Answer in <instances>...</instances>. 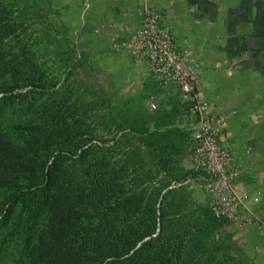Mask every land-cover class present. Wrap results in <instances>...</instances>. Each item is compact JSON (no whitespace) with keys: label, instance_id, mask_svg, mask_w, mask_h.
Returning <instances> with one entry per match:
<instances>
[{"label":"rangeland","instance_id":"rangeland-1","mask_svg":"<svg viewBox=\"0 0 264 264\" xmlns=\"http://www.w3.org/2000/svg\"><path fill=\"white\" fill-rule=\"evenodd\" d=\"M237 3L230 10H240ZM0 8L8 10L12 26L0 49L13 56L19 71L15 78H0V100L6 103L0 112L2 126L17 119L36 118L35 113L25 112L30 104L32 109L44 104L46 110L59 108L62 115L71 114L73 118L68 120L74 134L86 143L82 146L84 156L76 155L71 165L97 170L105 162V169L112 173L120 169L117 173L123 194L141 195L143 214L151 208L156 211L162 240L181 250L178 262L264 264L263 225L252 219L239 222L222 218H218L224 221L222 225H213L206 217L210 211L207 197L198 175L191 174L194 170L189 158L190 133L195 127L189 113L192 99L176 84L163 86L155 80L146 58L137 53L134 36L138 28L124 52L93 51L87 48L89 44L78 43L79 36L70 23L72 12L64 19L58 0H0ZM165 26L174 40L173 30ZM222 46L239 49L233 42H222ZM187 58L194 73L198 72L199 63L189 55ZM23 71L31 82L43 83L46 89L20 83ZM13 83L19 84L12 89L16 96L9 92ZM27 92V98L18 96ZM148 100L154 101L155 109L149 108ZM137 114L144 116L138 124L155 115L158 129L167 130L175 144L168 157L169 174L136 137L118 127L119 121L132 120ZM186 178L190 182H185ZM261 208V203L249 205L258 215L264 213ZM18 210L5 216L0 211V264H30L22 244L25 217L20 218Z\"/></svg>","mask_w":264,"mask_h":264},{"label":"trees","instance_id":"trees-1","mask_svg":"<svg viewBox=\"0 0 264 264\" xmlns=\"http://www.w3.org/2000/svg\"><path fill=\"white\" fill-rule=\"evenodd\" d=\"M240 8L226 16L228 40L239 47L229 46L228 52L244 50L252 67H264V0H240ZM7 12L0 8V48L12 32ZM16 67L13 56L0 49V78H15ZM20 75H25L20 83L46 89L43 83L31 82L24 71ZM17 85L10 86V95L16 96L12 89ZM32 106H25V112L35 113L34 119L3 126L0 121V211L5 216L19 208V217H25L22 244L29 263L184 264L178 262L179 246L163 241L164 234L157 231L156 211L151 208L143 214L142 196L123 194L120 169L112 173L105 162L97 170L71 165L76 155L84 156L86 144L74 134L71 114L62 115L59 108L46 110L44 104ZM143 117L119 121L118 127L136 137L169 174L168 157L175 144L167 130L158 129L155 115L138 124ZM205 215L213 225L224 222L210 211Z\"/></svg>","mask_w":264,"mask_h":264},{"label":"crops","instance_id":"crops-1","mask_svg":"<svg viewBox=\"0 0 264 264\" xmlns=\"http://www.w3.org/2000/svg\"><path fill=\"white\" fill-rule=\"evenodd\" d=\"M238 1L58 0V8L64 19L72 12L78 43L118 54L139 27L140 9L161 10L176 46L199 63L193 75L197 94L212 102L211 113L226 120L220 141L233 153L238 185L259 196L264 209V67H252L244 50L231 54L222 46L229 42L227 13Z\"/></svg>","mask_w":264,"mask_h":264},{"label":"built area","instance_id":"built-area-1","mask_svg":"<svg viewBox=\"0 0 264 264\" xmlns=\"http://www.w3.org/2000/svg\"><path fill=\"white\" fill-rule=\"evenodd\" d=\"M139 27L134 36L137 53L145 57L155 80L163 86L176 84L184 95L192 99L189 113L195 119L190 133L189 158L194 173L207 197L211 213L231 221H250L264 226V213L250 211L249 205L260 203L259 196H250L247 189L237 183L239 171L230 148L220 139L226 129L222 115L211 113L212 102L198 98L193 65L180 50L172 36L166 32L163 12L143 6L139 11ZM149 108L155 109L154 101L148 100ZM185 182H190L186 178ZM250 215V216H249Z\"/></svg>","mask_w":264,"mask_h":264}]
</instances>
